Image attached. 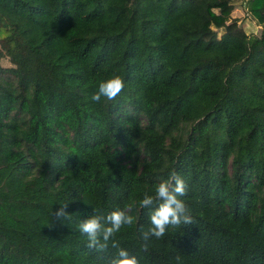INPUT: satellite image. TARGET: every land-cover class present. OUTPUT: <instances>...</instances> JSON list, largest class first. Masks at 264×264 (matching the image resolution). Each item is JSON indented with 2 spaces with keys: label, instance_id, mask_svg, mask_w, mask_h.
<instances>
[{
  "label": "trees",
  "instance_id": "trees-1",
  "mask_svg": "<svg viewBox=\"0 0 264 264\" xmlns=\"http://www.w3.org/2000/svg\"><path fill=\"white\" fill-rule=\"evenodd\" d=\"M243 7L258 35L231 0H0V264H109L78 224L127 204L139 264H264V0ZM173 172L196 223L144 251L139 202Z\"/></svg>",
  "mask_w": 264,
  "mask_h": 264
},
{
  "label": "clouds",
  "instance_id": "clouds-1",
  "mask_svg": "<svg viewBox=\"0 0 264 264\" xmlns=\"http://www.w3.org/2000/svg\"><path fill=\"white\" fill-rule=\"evenodd\" d=\"M124 87V79L114 75L98 84L97 91L91 96V100L95 103L100 102L102 97L108 101L115 100ZM187 191L185 180L173 172L168 179L162 180L155 186L154 195L144 194L139 204L141 208L150 209L151 224L147 230H144L142 226L140 228V239L144 242V251L148 250L150 238H163L170 227L180 228L196 223L191 209L182 199L187 195ZM68 205L69 203L60 204V207L54 213L52 212V219L46 226L51 229L53 221L63 223L70 219L72 216L67 212ZM133 207L134 204H127L122 209L117 208L110 212L106 217L94 214L78 224V231L87 238L89 248L102 251L111 241V247L117 249V254L109 264H139L137 257L121 248L119 242L114 239L123 227H131L136 222L135 217L130 214Z\"/></svg>",
  "mask_w": 264,
  "mask_h": 264
},
{
  "label": "rangeland",
  "instance_id": "rangeland-1",
  "mask_svg": "<svg viewBox=\"0 0 264 264\" xmlns=\"http://www.w3.org/2000/svg\"><path fill=\"white\" fill-rule=\"evenodd\" d=\"M245 0H243L242 4L244 3ZM239 4V6H238ZM239 7L237 10L235 9H231V15L229 13L228 18L225 20L226 22L229 21V19H234L236 17V21L237 24H239V26L243 29V31L246 34H253V35H258L259 33V26L257 24H253L252 22H250V17L248 15V13L246 12L245 8L241 5L240 1L237 2V4L234 6L235 7ZM250 20V21H249ZM249 21V22H248ZM221 30L217 29L216 30V35L219 36L221 34ZM0 65L2 66H8V61L5 58H0Z\"/></svg>",
  "mask_w": 264,
  "mask_h": 264
},
{
  "label": "crops",
  "instance_id": "crops-1",
  "mask_svg": "<svg viewBox=\"0 0 264 264\" xmlns=\"http://www.w3.org/2000/svg\"><path fill=\"white\" fill-rule=\"evenodd\" d=\"M238 1H240L241 5L243 6V4H242L243 0H231V5H232V8H233L234 10H235V9L237 10V9L239 8V7H238L239 4H238L237 7L234 8V6L237 4ZM231 12H232V10L230 11V15H231ZM231 16H232V15H231ZM236 17H237V15H236ZM236 17H235L234 19H236ZM249 21H250V20H249ZM249 21H248V22H249ZM236 22H237V21H236ZM250 22H252L253 24L255 23V22L252 21V20H251ZM255 24H256V23H255ZM257 25H258V24H257Z\"/></svg>",
  "mask_w": 264,
  "mask_h": 264
}]
</instances>
